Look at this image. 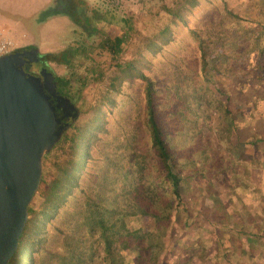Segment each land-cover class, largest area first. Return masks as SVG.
Instances as JSON below:
<instances>
[{"label": "rangeland", "instance_id": "rangeland-1", "mask_svg": "<svg viewBox=\"0 0 264 264\" xmlns=\"http://www.w3.org/2000/svg\"><path fill=\"white\" fill-rule=\"evenodd\" d=\"M67 1L0 0V40H10L13 51L34 47L41 54H56L76 43L80 44L79 51L86 49L81 34L122 38L121 55L116 61L103 50L87 58L75 55L73 61L80 72L93 62L103 73L85 90L83 110L74 104L79 114L75 126L89 120L93 105L102 104L107 132L99 135L101 142L82 171V180L96 182L103 174L111 173L105 160L114 148L123 159L129 153L143 157L141 185L151 186L156 193L157 218L149 223L128 218L130 232L140 228L143 236H123L116 243V264H223L226 259L212 241L213 228L206 220L214 216L227 223L228 229L244 225L249 231L256 226L264 231V144L256 145L255 151L243 145L255 137L264 140V33L256 26H240L227 19L222 5L226 2L246 20L264 22V0H196L192 5L187 0H69L68 5ZM165 7L179 8L181 18L169 15ZM84 18L90 20L89 26L84 25ZM220 22L223 33L217 31L218 26L205 33L204 26ZM165 27L172 35L170 43L156 55L147 53L146 41ZM248 28L256 33L246 34L245 38L243 31ZM189 30L201 33L203 46L211 51L205 68ZM219 49L229 58H223ZM216 58L221 62L219 71H210ZM133 59L144 62L140 69L157 85V118L165 128L182 176L179 194L186 208L183 213L191 218L196 215L199 220L198 229L193 231L180 229V220L179 234L168 249L167 236L163 234L170 224L168 206L175 204L150 148L142 85L137 79L124 82L118 93H107L112 106L104 105L102 100L115 64ZM48 66L54 75L63 74L61 65L50 62ZM189 96L198 99L187 102ZM191 107L194 113L188 111ZM251 108L253 115L249 116ZM238 109L241 113H237ZM185 117L188 122H182ZM224 126L226 129L221 130ZM60 147L43 155L41 185L51 178L52 164L67 153V144ZM81 188L83 193L76 191L46 227L49 235L57 233L56 240L48 243V249L57 256L66 254L61 241L66 237L78 239L81 248L90 241L84 229L79 228L76 214L82 210L86 192L85 186ZM221 206L222 213L218 211ZM244 210L252 221H247ZM55 228L59 232H54ZM228 229L222 245L241 250L243 240ZM245 249L231 251L234 255L229 258L235 264H264V237L258 243L245 245ZM51 258L53 264H61L56 256Z\"/></svg>", "mask_w": 264, "mask_h": 264}, {"label": "trees", "instance_id": "trees-1", "mask_svg": "<svg viewBox=\"0 0 264 264\" xmlns=\"http://www.w3.org/2000/svg\"><path fill=\"white\" fill-rule=\"evenodd\" d=\"M68 2L70 1H67V5ZM187 3L192 5L197 2L196 0H187ZM69 4H71V7L74 6L72 3ZM222 9L227 19L234 20L240 26L243 23L256 26L264 33V22L262 20L251 18L246 20V18H243L233 9L229 8L226 2H223ZM164 10L173 17L181 18L179 8L169 10L165 7ZM94 20L97 22L93 18ZM84 23L85 26H89L90 20L84 18ZM183 23L185 24V21ZM215 26L219 27L217 29L219 33H223L222 22L218 25L207 24L203 27L205 33H209L212 27ZM224 32L227 31L224 29ZM254 33L256 32L249 30V28L243 31L245 38L247 37L246 34ZM189 34L196 41L200 59L203 68H205L211 51L208 50V47L203 46L201 33L197 30H189ZM80 36L83 37V44L87 47L86 49H82V51H79V43L69 46L66 50L56 54H41L34 47H27L17 51L35 50L38 55L37 64L39 66L49 67L48 63L50 62L61 65L64 68L63 74L60 76L53 74L55 89L59 96L67 98L73 105L82 107L81 109L83 110L84 105L82 103L85 90L93 80L103 77V73L93 62L85 67V72H80L73 64L75 55L81 54V56L87 58L94 51L103 50L109 54L111 59L116 61L121 55L123 40L117 36L108 37L103 35V37L99 35L97 37L96 34L90 33L81 34ZM171 39L170 29L165 27L146 41L145 50L151 55H156L161 51L162 47L170 43ZM219 50L221 51L220 54H223V58H229L230 55H224L223 49ZM219 61L216 58L211 62L210 71H219L218 68L221 64ZM143 63L141 59L116 63L113 76L109 81L107 89H105L106 91L102 100L104 101V105L112 106L113 102L107 94L109 91L118 93L124 82H130L133 79L139 80L142 85L144 124L149 136L150 148L160 165L162 175L169 186L172 202L175 204L168 206L167 221L170 224L167 228H164L165 232L163 234L164 237L167 236L168 249L173 244L174 236L179 234L180 229L197 230L199 220L196 215L191 218L187 215L185 216L183 213H186V208L182 204L179 194L182 176L178 170L175 154L166 140L167 133L165 128L157 118L159 111L156 102L157 85L150 76L140 69L139 66H143ZM168 90L167 93L169 95L170 92ZM193 97L189 96L190 99L186 101L198 99ZM242 108L243 111L248 110L247 108ZM103 109L104 106L102 107V104L93 105L91 117L82 126H75L78 116L76 119L69 121V126L62 134L60 141L52 148V150L57 149L63 144H67V153L63 158L52 164L51 178L45 184H40L34 195L28 207V219L19 237L18 246L7 264H53V258L51 257L54 256L60 260L61 264H116L115 257L119 258V246L116 247V243L121 238L124 239L123 236L129 237L130 235L133 236V234L143 236L140 228H135L132 230V233L130 232V226L132 225L128 224V218H141L145 223H149L150 220L153 221L157 218L155 214V206L157 205L155 202L157 199L155 197L156 193L151 186L141 185L145 169V162L142 161L143 157L141 158L140 156H136V154L129 153L123 159V156L116 153V150L112 147L113 149L108 152L109 157L105 160L109 164L108 168L111 170V173L103 174L96 182H92L91 180L86 181V179L82 180V171L86 168L89 161L92 160L93 153L97 151L99 142H101L99 135L107 133ZM188 111L194 113V108L191 107ZM256 111L259 114L261 113L259 109H256ZM237 113H241L239 109ZM248 115H253L252 108ZM187 119L185 117L182 119V122H188ZM225 126L220 129L225 130ZM258 144H264V140L255 137L243 143L251 151H255ZM127 147L130 148V144ZM47 153L49 151L45 152L44 156ZM145 159L146 157H144ZM81 186H85L86 192L83 196L82 210L76 212V214L80 220L79 228L84 229L90 241L87 246L81 248L77 244V242H80L78 239L71 237L69 240L66 237V239L61 240L66 254L57 256L58 254L48 249V243H53L56 240L55 235L57 236V233L49 235L46 227L67 201L73 197L76 191L83 193ZM218 211L222 213V206ZM243 214L247 217V221H252L245 210ZM222 215L225 218L226 212L225 215L224 213ZM180 220H182V228L179 227ZM206 221L209 227L213 228L212 235L210 236L212 241L216 243L218 250L220 248L223 253L222 256L226 259L223 264H235L229 258L234 255L231 251L239 253L242 249L246 250L245 245L258 243L261 237H264V231L260 227L256 226L254 231H249L244 225L241 227L232 226L229 228L233 231L231 233L239 236L243 241L241 250L235 248L229 250L227 246L222 245L223 238H226V234H228L226 232L228 224L223 223L221 219L214 216ZM54 232L59 231L55 228ZM59 239H61V236ZM191 245L196 247L194 244Z\"/></svg>", "mask_w": 264, "mask_h": 264}, {"label": "water", "instance_id": "water-1", "mask_svg": "<svg viewBox=\"0 0 264 264\" xmlns=\"http://www.w3.org/2000/svg\"><path fill=\"white\" fill-rule=\"evenodd\" d=\"M35 50L0 58V264L14 254L42 173V157L76 119Z\"/></svg>", "mask_w": 264, "mask_h": 264}, {"label": "built area", "instance_id": "built-area-1", "mask_svg": "<svg viewBox=\"0 0 264 264\" xmlns=\"http://www.w3.org/2000/svg\"><path fill=\"white\" fill-rule=\"evenodd\" d=\"M11 52H13L12 42L8 39H1L0 40V58L8 55Z\"/></svg>", "mask_w": 264, "mask_h": 264}, {"label": "flooded vegetation", "instance_id": "flooded-vegetation-1", "mask_svg": "<svg viewBox=\"0 0 264 264\" xmlns=\"http://www.w3.org/2000/svg\"><path fill=\"white\" fill-rule=\"evenodd\" d=\"M36 66H37V67H41V66H39L38 64H36Z\"/></svg>", "mask_w": 264, "mask_h": 264}]
</instances>
